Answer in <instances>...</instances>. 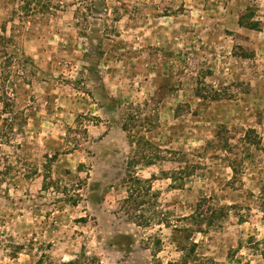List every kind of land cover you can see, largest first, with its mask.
<instances>
[{
    "label": "rangeland",
    "instance_id": "obj_1",
    "mask_svg": "<svg viewBox=\"0 0 264 264\" xmlns=\"http://www.w3.org/2000/svg\"><path fill=\"white\" fill-rule=\"evenodd\" d=\"M25 2L0 0V82L27 118L0 146V264L178 262L166 223L201 197L237 207L197 254L264 264V0Z\"/></svg>",
    "mask_w": 264,
    "mask_h": 264
},
{
    "label": "trees",
    "instance_id": "obj_2",
    "mask_svg": "<svg viewBox=\"0 0 264 264\" xmlns=\"http://www.w3.org/2000/svg\"><path fill=\"white\" fill-rule=\"evenodd\" d=\"M25 7L30 11L41 12L46 10L49 12L48 6L42 4L40 6L39 0H25ZM45 6V7H44ZM246 14L244 13L240 16L239 23L242 26L257 29L259 26V21H249L245 19ZM2 68L1 82H0V146L1 145H10L18 134L24 132V128L27 125V118L17 109L16 101L13 96L9 93L10 82V71H6L4 66ZM138 115L129 116L128 120L131 123L137 120ZM128 124L124 125V129H127ZM20 146V144H18ZM138 148L139 145H138ZM221 149H225L224 145L221 146ZM146 163L151 164V160L146 156ZM131 163L128 164L131 165ZM233 176L232 181H236L238 178V169L236 165H230ZM1 173V172H0ZM36 169L31 171L30 174H36ZM135 182L140 183V179H134ZM134 193L129 195L125 199L126 204L135 200L133 199ZM212 197H201L195 204V207L192 213L181 217L182 224L171 225L168 221L166 226L172 228V237L171 242L175 244L177 249L182 252L180 260L177 262H170L169 264H188L190 262H195L196 264H228L220 263L213 259L212 257L204 258L197 254L198 242L195 241L194 235L196 233H205L207 230L213 227H217L226 217L229 216L231 209L237 207L236 204L232 205H220L212 203ZM260 210L264 214V200L260 201L259 205ZM237 214V213H236ZM238 219L240 222H244L243 214L238 213ZM157 248L161 247L162 241L158 239L156 241ZM247 246L252 250L254 254L260 255L261 259L264 261V237L257 238L254 235H251L247 238ZM241 246V245H239ZM238 246V248H239ZM239 252V249L230 248L228 252V261L230 264H240V259L235 260L236 254ZM232 261V263H231ZM61 264H105L97 255L89 254L85 248L76 255V258L64 261Z\"/></svg>",
    "mask_w": 264,
    "mask_h": 264
}]
</instances>
